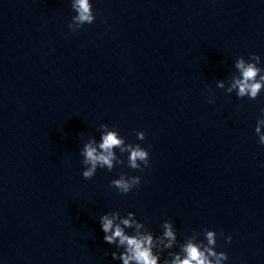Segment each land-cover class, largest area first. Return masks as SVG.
I'll list each match as a JSON object with an SVG mask.
<instances>
[{
	"label": "water",
	"instance_id": "95a60500",
	"mask_svg": "<svg viewBox=\"0 0 264 264\" xmlns=\"http://www.w3.org/2000/svg\"><path fill=\"white\" fill-rule=\"evenodd\" d=\"M93 12L70 33L69 0H0V264H119L97 223L113 210L153 233L169 220L178 240L217 231L225 264H264V91L215 88L237 56L264 66V0H93ZM100 123L148 148L149 167L83 179L78 148ZM121 172L141 177L126 195L108 187Z\"/></svg>",
	"mask_w": 264,
	"mask_h": 264
},
{
	"label": "clouds",
	"instance_id": "9594fccd",
	"mask_svg": "<svg viewBox=\"0 0 264 264\" xmlns=\"http://www.w3.org/2000/svg\"><path fill=\"white\" fill-rule=\"evenodd\" d=\"M69 8L74 13L67 23L70 33L92 24L98 14L93 12V0H69ZM232 69L228 78L215 81L216 89H223L226 95H234L237 99L248 100H255L264 91V66L259 55L249 53L247 59L237 56L232 62ZM213 100V94L208 92L205 102L211 104ZM133 131L137 141L144 140L143 130ZM97 132L98 138L89 136L78 148L83 179L92 178L98 169L111 172L114 165H123L134 171L149 167L148 148L140 143L126 142L115 125L100 123ZM253 133L257 143L264 146V106L259 108ZM261 166L264 167V164ZM140 180L138 175L121 172L108 181V187L118 195H126L140 184ZM97 223L103 233V242L114 248L110 252L111 260L119 261V264H225L228 260L224 251L216 250L217 231L208 228L191 230L178 240L169 220L161 221L159 231L153 233L136 218L134 212L120 215L115 210L101 213ZM219 235L223 236L225 244L232 239L230 234L220 232Z\"/></svg>",
	"mask_w": 264,
	"mask_h": 264
}]
</instances>
